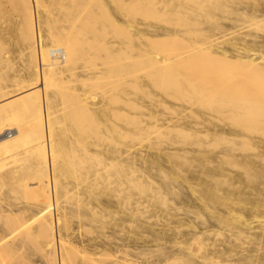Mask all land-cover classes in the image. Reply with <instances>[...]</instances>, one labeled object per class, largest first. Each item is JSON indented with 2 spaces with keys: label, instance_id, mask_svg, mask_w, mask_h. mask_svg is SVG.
Wrapping results in <instances>:
<instances>
[{
  "label": "rangeland",
  "instance_id": "374dc122",
  "mask_svg": "<svg viewBox=\"0 0 264 264\" xmlns=\"http://www.w3.org/2000/svg\"><path fill=\"white\" fill-rule=\"evenodd\" d=\"M27 1L0 0V103L2 108L5 105L3 109L9 101L15 103L14 107L18 108L8 107L9 112L5 109L6 113L0 108V124L9 127L24 126L26 134L23 133L21 140H17L9 154L0 150V160L1 156L6 154L0 164V226L3 228L19 226L14 233L10 234L9 231H5L6 234L3 235L0 233V261L3 264H52L53 262V264H61V260L64 264H212L219 259L223 262L221 264H264V102L257 100L262 97L264 99V96H261L264 95V60L258 62L256 60L254 65L256 69L259 68V72L263 70L260 77V74L256 75L257 72L254 70L250 73V69L245 65H230L222 60H216L208 51L202 53L196 50L200 44L207 42L204 44L207 46L209 41H211L209 45H214L218 38L225 42L229 35L228 43L237 36L235 41L233 40L237 45L245 44V39L250 41L255 35L262 40L264 29L255 25L253 28L250 24L247 26L248 23H245L243 17L252 13V8H258V11L261 7L264 8V0H216L217 3L215 0H189L190 3L188 0H118L119 2L116 0V3L114 0L116 4L111 3L110 0L108 2L107 0H36L37 3H34V0H29L30 3ZM164 2L165 5L168 4L166 5L168 8L163 5ZM23 4L27 5L26 7L33 6L31 16H28L29 18L33 16L31 20L26 19L25 13L27 11L26 14L29 15V7L27 9ZM207 4L210 5L206 6ZM211 4L215 5L212 7ZM191 6L194 9L190 8ZM235 6L240 7L236 9ZM174 7L179 9L180 14ZM232 7L236 11L232 10ZM165 8L167 9L164 10ZM173 10H176L177 15L171 12ZM243 13L244 16L241 15ZM255 13L253 12V16L249 18L264 17V13L257 12L260 14L257 16ZM181 16L186 18L182 20ZM126 20L130 22L129 26ZM112 21L116 22V26ZM29 23L31 26L35 25L36 30H30L33 26L31 27ZM217 23L221 30L222 26L224 30L226 28L225 33L219 31L220 29L217 30ZM124 25L129 28H125ZM68 26H73L75 29ZM241 26H245V29ZM83 29L85 32L82 31ZM74 30H77L79 36ZM166 30L170 33L175 32L173 37L175 39H165ZM30 31L34 32L35 36H32ZM66 33L70 38L75 37L74 39L78 40L76 43L80 41L77 44L79 48L76 58L71 60L72 63L65 65L66 69L64 66L57 70L51 69L56 72L64 68L65 71L62 73L60 71L59 74L57 72L51 74V70L47 71L48 73L44 71L49 79L45 80L47 84L43 85V89L39 86L31 88L34 82H30L34 80L33 56L30 49L33 46V37L40 38L38 43L40 42L44 48L50 46L51 34L65 36ZM245 34L249 36L246 37ZM162 36L164 38H161ZM222 36L224 38H220ZM149 37L154 41L157 39L156 44L149 45L146 41ZM239 37L244 38V41H239ZM259 38L253 40L256 45H262ZM227 41L223 46L230 49L227 47ZM212 42L214 44H211ZM162 56L168 58L169 63L159 69L154 63L158 57L163 58ZM259 62L262 65L261 69L260 65L257 66ZM219 63L223 64L222 68ZM110 64L116 66L112 71L108 70L112 67ZM117 68L121 69L122 74H124L122 71H127V77L125 75L123 77L122 74L120 76V73L116 72ZM110 71L119 75L113 77ZM106 73L107 77L104 75ZM248 74L252 75L249 77ZM126 81L130 82L129 86H125ZM111 82H115L116 86ZM28 85L30 87L27 91ZM35 87L37 91L42 90L41 93L39 91L41 95H38L49 102L44 103L47 116H50L48 132L53 135L49 139H52L50 141L56 148V153L54 152L56 163L53 162L55 168L52 166L50 177L48 171L45 174L48 177L47 183L50 179L48 184L50 192L45 185L39 183L43 179L45 181L46 177L44 173L42 174L39 156L36 150L32 149L39 140L41 132L35 122L37 116L33 113L37 102L33 98L34 108L31 110L34 111L31 114V110L26 113L23 108L21 111V107L19 108L22 105H19L20 98L27 96L26 92H29V95L33 94L30 92L35 91L33 90ZM253 87L259 91H257L258 97H253L255 94ZM126 91L132 94L129 95L131 107L122 109ZM250 92L254 94L250 95ZM22 94L24 95L21 96ZM224 94H227L228 98ZM87 95H91L96 102L91 100L95 106L89 105V110L88 108L86 110L89 112L85 111L84 114L81 112V106L84 105L82 98ZM40 96H38L39 100L42 99ZM111 97L115 98L116 102ZM215 98H219V101ZM80 101L81 103H78ZM13 109L14 113L11 111ZM119 110L128 112L127 118L125 113L122 111L121 114ZM94 112L97 116H94L96 115ZM148 117H152V120L155 118L153 121L156 122L159 119L158 125L159 127L162 125V128L154 125L155 122L153 124L149 122L151 120H148ZM175 119L182 123L185 132L191 129L190 132L185 135L184 131L182 133L181 130V132L176 131L174 127L172 129L170 126L177 122ZM29 122L35 126L30 125ZM149 124L152 125L150 128ZM210 124L213 126H209ZM214 126L218 129L216 133H213ZM229 130H234L236 133L230 134ZM196 132L199 136L195 135ZM201 132H204L203 137L200 135ZM214 134L218 135L217 138ZM234 135L238 138L232 137ZM30 151L35 153L31 155ZM112 152L115 153L111 155ZM165 154H170V158L169 156L166 158ZM199 154L209 155L210 158L200 163L197 159ZM94 157L105 161V164ZM157 158H163L159 164ZM39 175L44 177L40 179ZM169 175L172 177L170 180ZM172 180L173 182H170ZM33 185L36 187L39 185L42 188L41 192L36 188L34 190ZM43 192H45L44 196ZM48 193H51L50 198L55 202L54 209L50 211L52 217L43 211L45 195ZM42 212L45 213L41 215ZM233 212H237L234 216L238 215L239 218H236L237 222L232 226ZM12 213L18 214V217L14 216V219L13 217L11 219ZM37 216L39 218H36ZM7 219L11 222L14 220L13 224ZM42 220L53 222L54 238L52 239L56 242L53 240L50 243L51 237L47 239L50 235L46 236L47 231L39 227L38 221ZM232 222L234 223L233 220ZM240 224L242 225L238 226ZM235 225L239 228L236 229ZM60 241H63L64 246ZM48 243H53L55 249L54 246L49 247ZM16 244L19 245L17 249L14 247ZM231 246L234 251L230 250ZM70 247H73V250ZM212 249L218 250L215 254L217 256L211 252ZM220 250L223 252L222 257L219 255Z\"/></svg>",
  "mask_w": 264,
  "mask_h": 264
},
{
  "label": "bare ground",
  "instance_id": "6f19581e",
  "mask_svg": "<svg viewBox=\"0 0 264 264\" xmlns=\"http://www.w3.org/2000/svg\"><path fill=\"white\" fill-rule=\"evenodd\" d=\"M31 1V0H30ZM30 1L28 0L27 2H29L30 3ZM103 1V0H102ZM102 1H100V2H102ZM109 0H107L106 2H108ZM113 1V2H112ZM110 0V2L111 3H115V1L114 0ZM118 1V0H117ZM117 1H116V3H117ZM129 1V0H128ZM135 1V0H134ZM136 1H138V0H136ZM146 1V0H145ZM149 1V0H148ZM152 1H154V0H152ZM156 1V0H155ZM172 1V0H171ZM170 1V2H171ZM182 1V0H181ZM187 1V0H186ZM207 1V0H206ZM216 1V0H215ZM221 1V0H220ZM220 1H218V2H220ZM26 2V3H27ZM36 2V0H34V3ZM38 2V1H37ZM36 2V3H37ZM109 2V3H110ZM119 2V1H118ZM120 2H122V1H120ZM162 2V1H161ZM180 2V1H179ZM183 2H185V1H183ZM182 2V3H183ZM199 2V1H198ZM198 2H197V4H198ZM23 3H25L24 1H23ZM28 3V4H29ZM102 3H104V2H102ZM115 3V4H116ZM125 3V2H124ZM156 3V2H155ZM157 3H159V1H157ZM177 3V2H176ZM186 3V2H185ZM188 3H190L189 2V0H188ZM192 3V2H191ZM202 3V2H201ZM200 3V4H201ZM204 3H205V1H204ZM203 3V4H204ZM208 3H209V1H208ZM216 3H217V1H216ZM168 4H169V1H168ZM167 3H166V5H168ZM171 4V3H170ZM23 5H25V4H23ZM31 5H33V3L31 4ZM30 5V6H31ZM101 5V4H100ZM153 5V4H152ZM165 7H167L166 5H165V2H164V4H163ZM178 5V4H177ZM177 5H175V6H177ZM186 5V4H185ZM188 5V4H187ZM190 5V4H189ZM195 5V4H194ZM199 5V4H198ZM210 5V4H209ZM208 4L206 5V6H209ZM212 5V7L215 5V4H211ZM235 5V4H234ZM27 5H25V7H26ZM107 6H108V4H107ZM162 6V5H161ZM161 6H159V7H161ZM179 6H182V5H179ZM178 6V7H179ZM199 6H202V5H199ZM217 6V5H216ZM28 7H29V5H28ZM28 7H26L27 9H28ZM33 7V6H32ZM32 7H29V9H28V11H29V15L28 14H26L27 13V9L25 10L26 11V13H25V15L27 16V18L26 19H29V20H31L32 18H33V16H32V18L30 17H28V16H31L30 14H31V11H32ZM106 7V6H105ZM170 7V6H169ZM183 7V6H182ZM186 7V6H185ZM211 7V6H210ZM240 7V6H239ZM239 7H234V8H236V9H239ZM254 7H255V5H254ZM261 7V6H260ZM161 8H163V6L161 7ZM168 8V7H167ZM167 8H165L164 10H166ZM190 8H192V6L190 7ZM198 8V7H197ZM233 7H232V10H235ZM36 9V8H35ZM151 9V8H150ZM172 9V8H171ZM174 9H176V7H174ZM179 9H181V7H179ZM179 9H176L177 11L179 10ZM188 9V8H187ZM192 9H194V8H192ZM199 9V8H198ZM215 10L217 9V8H214ZM148 10V9H147ZM146 10V11H147ZM152 10V9H151ZM176 10H173V11H171V12H173V13H176L175 11ZM183 10H184V8H183ZM186 10V9H185ZM184 10V11H185ZM191 10V9H190ZM197 10V9H196ZM212 10V9H211ZM232 10H230L229 9V11H232ZM181 11V10H180ZM187 11V10H186ZM199 11V10H198ZM197 11V12H198ZM228 11V10H227ZM228 11V12H229ZM236 11V10H235ZM255 11H256V13H255ZM263 11V12H262ZM34 12V11H33ZM37 11H35V13H36ZM160 12V11H159ZM167 12V11H166ZM206 12V11H205ZM248 12H250V11H247V13ZM255 13V15L257 16V14H259L260 12L261 13H264V8L263 7H261V9H260V11H258V8H252V13ZM257 12H259V13H257ZM34 13V14H35ZM74 13V12H73ZM172 13V14H173ZM178 13H179V11H178ZM181 13H183L182 11H181ZM185 13V12H184ZM188 13V12H187ZM186 13V14H187ZM193 13H194V11H193ZM238 13V12H237ZM252 13H250V14H248L247 16L245 15V18L243 17L244 16V13L243 14H241V15H243L242 17H243V20L244 21H246L245 23H248L247 24V26L250 24V26L252 25V27H253V25H255V26H260V27H262V30L264 29V17L263 16H261V17H259V18H256V17H254V18H252V19H250L249 17H251V15L253 16V14ZM260 13V14H261ZM158 14V13H157ZM180 14V13H179ZM178 14V15H179ZM189 14H190V11H189ZM259 14V15H260ZM33 15V14H32ZM105 15H107V14H105ZM156 15V14H155ZM165 15H166V13H165ZM176 15H177V13H176ZM182 15V14H181ZM185 15V14H184ZM231 15V14H230ZM241 15L239 14L238 16L240 17V20H241ZM250 15V16H249ZM264 15V14H263ZM37 16V15H36ZM79 16V15H78ZM154 16V15H153ZM162 16V15H161ZM169 16V15H168ZM180 16V15H179ZM237 16V17H238ZM104 17V16H103ZM215 17V16H214ZM71 18V17H70ZM181 18H182V20H183V18H186L185 16L184 17H182L181 16ZM230 18H231V16H230ZM25 19V20H26ZM38 19V18H37ZM76 19H78V18H76ZM82 19V18H81ZM167 19V18H166ZM165 19V20H166ZM170 19V18H169ZM178 19V18H177ZM180 19V18H179ZM72 20V19H71ZM70 20V21H71ZM111 20H113V19H111ZM128 20V19H127ZM126 20V22H128ZM150 20V19H149ZM212 20V19H211ZM178 21V20H177ZM189 21V20H188ZM217 21H219V20H217ZM27 22V21H26ZM29 22V21H28ZM32 23H33V21H31ZM30 22V23H31ZM36 22V21H35ZM181 22H183V21H181ZM242 22V21H241ZM30 23H29V25H30ZM31 23V24H32ZM37 23V22H36ZM112 23H113V21H112ZM116 22H114L113 24H114V26H116V24H115ZM130 22H128V25L127 26H129L130 24H129ZM177 23V22H176ZM188 23H190V21L188 22ZM194 23V22H193ZM93 24V23H92ZM28 25V26H29ZM37 25V24H36ZM73 25H75V24H73ZM78 25V24H77ZM76 25V26H77ZM118 25V24H117ZM138 25V24H137ZM183 25V24H182ZM195 25V24H194ZM219 23H217V30H219L220 28H219ZM31 26V25H30ZM33 26V25H32ZM31 26V27H32ZM75 26V27H76ZM125 26V25H124ZM127 26H125V28H129V27H127ZM134 26V25H133ZM197 26V25H196ZM203 26V25H202ZM234 26H236L235 24H234ZM254 26V27H255ZM27 27V26H26ZM35 27V25L33 26V28L32 29H30V30H32V31H34V28ZM37 27V26H36ZM69 27V26H68ZM71 27V26H70ZM69 27V28H70ZM73 27V26H72ZM71 27V28H72ZM123 27V26H122ZM150 27V26H149ZM178 27H180V26H178ZM191 27L193 28V26L191 25ZM199 27V26H198ZM221 27V26H220ZM241 27H243V26H241ZM245 27V26H244ZM243 27V28H244ZM252 27L250 28V29H252ZM253 27V28H254ZM77 28V27H76ZM82 28V27H81ZM90 28V27H89ZM188 28H189V25H188ZM222 28V30L220 29L219 31H224V33H225V30H226V28H225V30H224V26H222L221 27ZM38 29V28H37ZM73 29H75L74 27H73ZM78 29V28H77ZM245 29V28H244ZM36 30V29H35ZM65 30V29H64ZM71 30V29H70ZM153 30V29H152ZM32 31H30L31 32V34H32V36H35L33 33L34 32H32ZM77 32V30H74V32ZM79 31V30H78ZM82 31H84V29L82 30ZM81 31V32H82ZM92 31V30H91ZM167 31V30H166ZM233 31H235V29L233 30ZM260 31V30H259ZM29 32V31H28ZM61 32V31H60ZM73 32V31H72ZM85 32V31H84ZM94 32V31H93ZM136 32V31H135ZM154 32V31H153ZM157 32V31H156ZM173 32V31H172ZM187 32V31H186ZM203 32V31H202ZM202 32H200V33H202ZM206 32V31H205ZM37 33V32H36ZM129 33V32H128ZM139 33V32H138ZM166 34H165V39H171V38H173L174 36H175V34L174 33H170L169 31H167V32H165ZM187 33H189V32H187ZM208 33V32H207ZM220 33V32H219ZM229 34H230V32H228ZM37 34H39V33H37ZM36 34V35H37ZM48 34V33H47ZM65 34V33H64ZM64 34H62L61 36H60V34L58 35V34H56L55 36L54 35H52L51 34V37H49V39L51 40V43H50V41H49V44H50V46L48 47H46V46H44L43 45V43H41L43 46H44V48L40 45V42L38 43V41L40 40V38H37L36 39V37L34 38L33 37V39L34 40H32L33 42V46H32V48H30L31 49V51H32V53L30 52V50H29V52L32 54V56H33V67H32V69H33V75L32 76H34V80H32V81H30L31 83L33 82V84L31 85V83H30V85H31V88L33 87V86H39L41 89H43V85L44 84H47V82H45V80H47V79H49V77L47 78V76L48 75H46L48 72L47 71H50L52 68H55L56 70H57V68H61V67H63L64 66V68L66 69L67 67H65V65L67 64H69L70 62H71V60L73 59V58H76V55L78 54L77 53V48H79V47H77V44L80 42H77L76 43V41H78L77 39L75 40L74 38L75 37H69V36H67V33H66V35L64 36ZM76 34V33H75ZM83 33H80V35H82ZM85 34V33H84ZM155 34V33H154ZM158 35L160 34V33H157ZM190 34H191V32H190ZM58 35V36H57ZM77 35L79 36V34H78V32H77ZM141 35V34H140ZM177 35H179V34H177ZM200 35V34H199ZM203 35V34H202ZM224 35V34H223ZM232 35V34H231ZM74 36H76V35H74ZM78 36H76V37H78ZM143 35H141L140 37H142ZM187 36V35H186ZM193 36V35H192ZM192 36H190V37H192ZM226 36V35H225ZM230 36V35H229ZM228 36V37H229ZM245 36L246 37H248L249 36V34H245ZM250 36H253V35H250ZM256 36V35H255ZM255 36H254V38H253V40L255 39ZM139 37V36H138ZM148 37V36H147ZM228 37H226V41H227V38ZM30 38H31V36H30ZM85 38V37H84ZM131 38V37H130ZM143 38V37H142ZM161 38H164L163 36L161 37ZM179 38V37H178ZM220 38H224L223 36L222 37H220ZM237 38V36L236 37H234V39H232V41H230L229 43H228V41H227V43L228 44H230L231 42V44H230V46H228V44H227V47H229L230 49H228V48H225L223 45L224 44H226L225 42H223V39H216L217 40V42H216V40H212L213 42H216L215 44L212 42L211 44H214V45H216V46H214V45H209V42H211V41H209L208 42V45L207 46H205L204 44H206V43H204L203 45L202 44H200V46L199 47H197L196 48V50H198L199 52L201 51H208L212 56H214L215 57V59L216 60H218V61H223V62H225V63H228V64H242V65H245V66H247V68L248 69H250V73L254 70V71H256L255 73H256V75L258 74H260L261 73V71H263L262 69H261V62H259L258 64H257V66L258 65H260V69H261V71L259 72V68H255L256 66H254L256 63V60H257V62H258V60L260 61V60H264V38H262V40H261V38H259V40H260V43H262V45H256L255 44V41H253L252 40V38H251V40L250 41H246V39H245V44H241V45H237L236 43H234V41H235V39ZM240 39H239V41H244L243 39L244 38H242V37H239ZM250 38V37H249ZM257 38V36H256V39H258ZM39 39V40H38ZM160 39V38H159ZM165 39H163L164 41H166ZM173 39H175V38H173ZM180 40H181V38H179ZM197 39V38H196ZM207 39V38H206ZM255 39V40H256ZM36 40V45H34V41ZM178 40V39H177ZM208 40V39H207ZM222 40V41H221ZM234 40V41H233ZM82 41V40H81ZM94 41V40H93ZM145 41V40H144ZM146 41H147V43L150 45V44H152V45H154V44H156L155 42L157 41V39H156V41H154V40H152V38H147L146 39ZM159 41H161V40H159ZM158 41V42H159ZM163 41V42H164ZM192 41V40H191ZM262 41V42H261ZM157 42V43H158ZM167 42V41H166ZM180 42V41H179ZM194 42V41H193ZM192 42V43H193ZM91 43V42H90ZM181 43V42H180ZM179 43V44H180ZM188 43V42H187ZM97 44V43H96ZM168 44V43H167ZM178 44V43H177ZM178 44V45H179ZM89 45H91V44H89ZM99 45V44H98ZM148 45V46H149ZM194 45V44H193ZM192 45V46H193ZM105 46V45H104ZM107 46H109V45H107ZM166 46V45H165ZM183 46V45H182ZM187 46H189V45H187ZM197 46V45H196ZM89 47V46H88ZM178 47V46H177ZM108 48V47H107ZM99 49V48H98ZM125 49V48H124ZM182 49V48H181ZM184 49V48H183ZM190 49V48H189ZM109 50V49H108ZM147 50V49H146ZM154 50V49H153ZM186 50H187V47H186ZM140 51V50H139ZM160 51V50H159ZM164 51H165V48H164ZM169 51V50H168ZM189 51H191V50H189ZM82 52V51H81ZM106 52H107V49H106ZM114 52V51H113ZM130 52V51H129ZM138 52V51H137ZM179 52V51H178ZM126 53V52H125ZM203 53V52H202ZM30 54V55H31ZM175 54V53H174ZM186 54V53H185ZM206 54H207V52H206ZM110 55V54H109ZM178 55V54H177ZM187 55V54H186ZM207 55H209V54H207ZM29 56V55H28ZM79 56V55H78ZM77 56V57H78ZM128 56V55H127ZM126 56V57H127ZM155 56H157V55H155ZM167 56V55H166ZM178 56H180V55H178ZM31 57V56H30ZM111 58H112V56H110ZM163 58H157L158 60L154 63V65H156L159 69H161V68H163L165 65H167V63H169V62H167V59H165L164 58V56H162ZM169 57V56H168ZM210 57V56H209ZM213 57V58H214ZM32 58V57H31ZM182 58V57H181ZM180 58V59H181ZM221 58V59H220ZM137 59V58H136ZM143 59V58H142ZM179 59V58H178ZM184 59V58H183ZM183 59H181V60H183ZM186 59V58H185ZM207 59V58H206ZM209 59H211V58H209ZM29 60V59H28ZM126 60H127V58H126ZM130 60V59H129ZM195 60V59H194ZM31 61V60H30ZM208 61V60H207ZM210 61V60H209ZM213 61V60H212ZM137 62H138V60H137ZM190 62V61H189ZM214 62V61H213ZM30 63H32V62H30ZM72 63V62H71ZM187 63V62H186ZM209 63V62H208ZM116 64V63H115ZM121 64H122V62H121ZM217 64V63H216ZM263 64V63H262ZM31 66H32V64H30ZM72 65V64H71ZM110 65H112V64H110ZM174 65V64H173ZM186 65V64H185ZM188 65V64H187ZM219 65H220V63H219ZM223 65V64H222ZM222 65H220V67L222 66ZM118 66V65H117ZM119 66H121V65H119ZM118 66V67H119ZM184 66V65H183ZM203 66V65H202ZM205 66V65H204ZM209 66V65H208ZM244 66V67H245ZM99 67V66H98ZM114 67H116V66H114ZM113 67V65H112V67H110V69H108V70H111L112 71V68H114ZM122 67V66H121ZM139 67V66H138ZM147 67V66H146ZM188 67V66H187ZM216 67V66H215ZM239 67V66H238ZM242 67V66H241ZM63 68V69H64ZM101 68V67H100ZM157 68V69H158ZM222 68V67H221ZM246 68V69H247ZM32 69H30V70H32ZM46 69H49V70H46ZM55 69H53V70H55ZM61 70L60 69V71H61V73H62V71L64 72L65 70ZM115 69V68H114ZM181 69H183V68H181ZM185 69V68H184ZM187 69V68H186ZM203 69H204V67H203ZM213 69H215V68H213ZM226 69V68H225ZM241 69V68H240ZM252 69V70H251ZM256 69V70H255ZM55 70V71H56ZM69 70H70V68H69ZM125 70V69H124ZM190 70V69H189ZM191 70H193V69H191ZM196 70V69H195ZM221 70V69H220ZM224 70V69H223ZM232 70V69H231ZM44 71H46V72H44ZM60 71H56L57 72V74H59L58 72H60ZM93 71V70H92ZM111 71H110V73H111ZM114 71V70H113ZM132 71V70H131ZM146 71V70H145ZM194 71V70H193ZM198 71V70H197ZM205 71V70H204ZM211 71V70H210ZM215 71V70H214ZM217 71V70H216ZM233 71H235V69L233 70ZM56 72H54V71H52L51 70V74H55ZM98 72V71H97ZM117 73H120V76H121V69L119 68V70H118V68H117V71H116ZM124 74H122V76L123 75H125L126 76V74L128 75V73H126V72H124V71H122ZM180 72V71H179ZM246 72V71H245ZM44 73H46V74H44ZM96 73V72H95ZM94 73V74H95ZM99 73V72H98ZM160 73V72H159ZM184 73V72H183ZM189 73V72H188ZM227 73V72H226ZM233 73H235V72H233ZM253 73V72H252ZM49 74H50V72H49ZM50 74V75H51ZM84 74V73H83ZM82 74V75H83ZM93 74V75H94ZM113 74V75H112ZM186 74V73H185ZM208 74V73H207ZM220 74H221V72H220ZM240 74V73H239ZM264 74V73H263ZM46 75V76H45ZM70 75V74H69ZM85 75V74H84ZM82 76V78H84L85 76H87V74L85 75V76ZM105 76L107 75V73L106 74H104ZM111 75L114 77V76H118L117 74L115 75L114 73H111ZM111 75H109V76H111ZM132 75V74H131ZM196 75H198V74H196ZM200 75V74H199ZM206 75V74H205ZM214 75H215V72H214ZM219 75V74H218ZM226 75V74H225ZM234 75V74H233ZM246 75V74H245ZM249 75V74H248ZM252 75V74H251ZM251 75H249V77L251 76ZM256 75H254V78H256L255 76ZM108 76V77H109ZM119 76V77H120ZM125 76H123V77H125ZM187 76H188V74H187ZM224 76V75H223ZM232 76V75H231ZM243 76V75H242ZM262 75L260 74V77H261ZM107 77V76H106ZM112 77V78H113ZM127 77V76H126ZM189 77V76H188ZM248 77V76H247ZM264 77V76H263ZM33 78V77H32ZM52 78H53V76H52ZM96 78H98V77H96ZM197 78V77H196ZM202 78V77H201ZM201 78H198V79H201ZM50 79H51V76H50ZM88 79V78H87ZM121 79V78H120ZM192 79H194L193 78V76H192ZM209 79V78H208ZM262 79V78H261ZM113 80V79H112ZM111 80V81H112ZM115 80V79H114ZM117 80V79H116ZM125 80V79H124ZM205 80V79H204ZM212 80V79H211ZM258 80V79H257ZM85 81V80H84ZM195 81H197V80H195ZM216 81V80H215ZM88 82V81H87ZM93 82H94V80H93ZM108 82V81H107ZM123 82V81H122ZM183 82V81H182ZM200 82V81H199ZM205 82V81H204ZM221 82H223V81H221ZM227 82V81H226ZM230 82H231V80H230ZM260 82V81H259ZM52 83V82H51ZM78 83V82H77ZM112 83V85H115L114 83L115 82H111ZM127 83V85H125V86H129L130 85V82L128 83V81H126L125 82V84ZM181 83V82H180ZM207 83H208V81H207ZM212 83V82H211ZM215 83V82H214ZM225 83V82H224ZM244 83V82H243ZM253 83V82H252ZM50 84V83H49ZM84 84V83H83ZM119 84V83H118ZM199 84V83H198ZM217 84V83H216ZM223 84V83H222ZM222 84H220V85H222ZM227 84V83H226ZM238 84H240V83H238ZM256 84V83H255ZM85 85V84H84ZM202 85V84H201ZM200 85V86H201ZM209 85H210V80H209ZM213 85V84H212ZM218 85H219V83H218ZM224 85V84H223ZM222 85V86H223ZM243 85H245L246 86V84H243ZM264 85V84H263ZM108 86H110V85H108ZM116 86V85H115ZM168 86V85H167ZM214 86V85H213ZM227 87L229 86V85H226ZM231 86H232V84H231ZM235 86V85H234ZM233 86V87H234ZM241 86H242V84H241ZM260 86V85H259ZM28 87H30L29 85L28 86H26V88H27V91H28ZM47 87V86H46ZM118 87V86H117ZM117 87L115 88L116 90H117ZM203 87H204V85H203ZM207 87H209V86H207ZM212 87V86H211ZM224 87V86H223ZM22 88H24V87H22ZM129 88V87H128ZM172 88H173V86H172ZM210 88V87H209ZM218 88V87H217ZM230 88V87H229ZM228 88V89H229ZM254 88V87H253ZM259 88V87H258ZM124 89H126V88H124ZM187 89V88H186ZM201 89V88H200ZM210 89H212V88H210ZM248 89V88H247ZM255 89V88H254ZM24 90V89H23ZM33 90H35V91H32V92H30V94L31 93H33V94H31V95H29V92H26L27 93V96H24L23 98H20L21 100L19 101V105H21V106H19V108H20V111L21 110H25V112L27 113V111H29L30 112V110L31 109H33L34 108V106H32V105H34V104H32V102L35 100L36 102H37V107L34 109V110H31V112H30V114L33 112L34 114H36V116H37V118H36V116H35V118L37 119V121H35L37 124L36 125H38L39 126V128L41 129V132H40V138H39V140L38 141H36V144L34 145V148H32L33 146H31V145H29V146H31V148L32 149H34L33 151H35L36 150V152H37V156H39V164H40V166H41V169L43 170V172H42V174L44 173V175L47 173V171H48V175L49 174H51V168H52V166H53V162H55L56 163V161H54V159H56L55 158V153H56V148L53 146V143H51V141L50 140H52V139H49L50 138V136H53L51 133V135L49 134V132H48V118L50 117H48L47 115H48V113H46L47 111V109L45 108V104L44 103H46L48 100H44L43 99V97H41L40 95V93H41V91L42 90H39L40 91V93H39V91H37L36 90V87H35V89L33 88ZM45 90V89H44ZM112 90H113V87H112ZM115 90V91H116ZM237 90H239V89H237ZM250 90H252L251 89V87H250ZM24 91H26V90H24ZM38 93H37V92ZM196 91V90H195ZM203 91H205V90H203ZM207 91V90H206ZM228 91H231V90H228ZM240 91V90H239ZM238 91V92H239ZM242 91V90H241ZM253 91V90H252ZM258 91V90H257ZM256 91V89H255V94H254V92L253 93H251L250 95H252V94H254L253 95V97L254 96H257L258 97V92ZM14 92V91H13ZM112 92V91H111ZM191 92V91H190ZM215 92V91H214ZM222 92L223 91H221V94H222ZM249 92V91H248ZM263 92V91H262ZM69 93V92H68ZM80 93V92H79ZM130 92L129 91H126V93H125V104H123V108L122 109H124L125 107L127 108V106H129V107H131L130 106V101H131V99H130V97H129V94ZM205 93V92H204ZM227 94H229L228 92H226ZM242 93V92H241ZM247 93V92H246ZM6 94V93H5ZM9 94V93H8ZM10 94H12V93H10ZM25 94V93H24ZM24 94H22L21 96H23ZM38 94H40V95H38ZM66 94V93H65ZM71 94V93H70ZM72 94H74V93H72ZM112 94V93H111ZM114 94V93H113ZM191 94V93H190ZM216 94V93H215ZM218 94H219V91H218ZM226 94V95H227ZM239 94V93H238ZM248 94V93H247ZM14 96H15V94H13ZM12 95V96H13ZM26 95V94H25ZM68 95V94H67ZM76 95V94H75ZM114 95H116V94H114ZM113 95V96H114ZM132 95V94H131ZM130 95V96H131ZM203 95V94H202ZM225 94H224V96L225 97H227ZM231 95V94H230ZM241 95V94H240ZM6 96H7V94H6ZM38 96H40L41 98V100H39V97ZM123 96V97H124ZM200 96V95H199ZM206 96V95H205ZM211 96V95H210ZM216 96V95H215ZM220 96V95H219ZM233 96V95H232ZM231 96V97H232ZM261 96H264V95H262L261 94ZM44 97H46V95L44 96ZM65 97V96H64ZM68 97V96H67ZM80 97V96H79ZM115 97V96H114ZM256 97V98H257ZM3 98V97H2ZM7 98V97H6ZM32 98V99H31ZM33 98H34V100H33ZM112 98V97H111ZM116 98H118V97H116ZM174 98V97H173ZM202 98V97H201ZM220 98V97H219ZM218 98V99H219ZM228 98V97H227ZM233 98H235V95H234V97ZM233 98H231V99H233ZM247 98V100H249L248 99V97H246ZM251 98V97H250ZM255 98V99H256ZM46 99V98H45ZM68 99V98H67ZM72 99H73V97H72ZM90 99V100H89ZM113 99V98H112ZM115 99V98H114ZM113 99V100H114ZM205 99H208V98H205ZM215 99H217V98H215ZM217 99V101H219ZM223 99H225V98H223ZM245 99V98H244ZM260 99H262V100H260ZM260 99H257L259 102H264L263 100V97L262 98H260ZM1 100V99H0ZM79 100H81V99H79ZM90 102H89V101ZM91 100H94L95 101V99L93 98V97H91V95L90 96H88L87 95V97L86 96H84V98H82V104H84V105H82L81 107H82V110H81V112L82 113H84L85 114V111L87 110V108H88V106L89 105H94L95 103H93ZM229 100V99H228ZM251 100V99H250ZM257 100H255V102H256V106H258V104H257ZM15 100H13V102H14ZM18 101V98L16 99V102ZM45 101V102H44ZM50 101V100H49ZM115 101V100H114ZM214 101V100H213ZM220 101H222V100H220ZM233 101V100H232ZM8 102V101H7ZM96 102V101H95ZM116 102V101H115ZM241 102H243V101H241ZM254 102V103H255ZM261 102V103H262ZM34 103V102H33ZM47 103H49V102H47ZM46 103V104H47ZM78 103H81V101L80 102H78ZM111 103H113V102H111ZM209 103V102H208ZM230 103V102H229ZM235 103H236V101H235ZM260 103V104H261ZM14 104L15 103H12L11 101H9V103L8 104H6V108L5 109H7L8 107H12V108H14V109H18V108H15L14 107ZM244 104V103H243ZM2 103H0V108L2 109V111H4V113H6L7 112V110H8V112H9V109H7L6 111H5V109H3L4 108V106H3V108H2ZM91 105V106H92ZM103 105H105V104H103ZM107 105V104H106ZM117 105V104H116ZM164 105V104H163ZM206 105V104H205ZM254 105V104H253ZM18 106V103L16 104V107ZM23 106V107H22ZM95 106V105H94ZM222 106V105H221ZM80 107V108H81ZM163 107V106H162ZM214 107V106H213ZM23 108V109H22ZM78 108V107H77ZM89 108H90V106H89ZM89 108H88V110H89ZM111 108V107H110ZM113 108V107H112ZM223 108V107H222ZM234 108V107H233ZM249 108H251V107H249ZM254 108V107H253ZM11 110L13 113H14V111L15 110ZM27 109V110H26ZM48 109H49V107H48ZM98 109V108H97ZM224 109V108H223ZM247 109V108H246ZM76 110V109H75ZM94 110V109H93ZM96 110V109H95ZM128 110H129V108H128ZM127 109H126V111H128ZM230 110V109H229ZM1 111V110H0ZM18 111V110H17ZM74 111V110H73ZM114 111V110H113ZM112 111V112H113ZM124 112V110H119V112H121V114H123V112ZM124 112L125 114L124 115H126V118H127V114H129L128 112ZM251 111V110H250ZM256 111V110H255ZM12 112H10L11 114H12ZM51 112V111H50ZM49 112V113H50ZM77 112V111H76ZM80 112V113H81ZM89 112V111H88ZM87 111H86V113H88ZM118 111H116V113H117ZM215 112V111H214ZM218 112V111H217ZM23 113V112H22ZM95 113V112H94ZM0 114H1V112H0ZM53 114V113H52ZM91 114H92V112H91ZM96 114V113H95ZM117 114H120V113H117ZM260 114V113H259ZM5 115V114H4ZM8 115V114H7ZM10 115V114H9ZM33 115V114H32ZM55 115V114H54ZM77 115V114H76ZM116 115V114H115ZM232 115H233V113H232ZM6 116V115H5ZM11 116V115H10ZM94 116H97V114L96 115H94ZM129 116V115H128ZM77 117H78V115H77ZM76 117V118H77ZM82 117H83V114H82ZM81 117V118H82ZM84 117H85V115H84ZM90 117V116H89ZM130 117V116H129ZM128 117V118H129ZM264 117V116H263ZM1 118V117H0ZM88 118V117H87ZM86 118V119H87ZM152 117H148L147 119L149 120H151V121H149V122H152V124H153V122H155V123H157V124H155L154 123V125H158V123L160 122L159 121V119H157L158 121L156 122V121H153V120H155V118L152 120L151 119ZM94 119V118H93ZM263 119V118H262ZM35 120V119H34ZM135 121L137 120V119H134ZM177 122L173 125V126H170L172 129H173V127L174 128H176L175 130L176 131H179V132H181L182 131V133H183V131H184V134L186 135L187 134V132H190L189 130H191V129H189L187 132H185V130L184 129H182L183 128V126H182V123L179 121V120H177V119H175ZM184 120V119H183ZM258 120V119H257ZM50 121V120H49ZM54 121V120H53ZM185 121V120H184ZM247 121V120H246ZM33 123H34V121H32ZM31 122V124L32 125H34L33 123ZM88 122V121H87ZM148 122V123H149ZM169 122V121H168ZM85 123H86V120H85ZM127 123V122H126ZM137 123V122H136ZM140 123V122H139ZM145 123V122H144ZM147 123V122H146ZM166 123V122H165ZM173 123V122H172ZM198 123V122H197ZM211 123V122H210ZM29 124H30V122H29ZM30 124V125H31ZM51 124V123H50ZM167 124V123H166ZM204 124H205V122H204ZM209 124V123H208ZM214 124V123H213ZM213 124H210L209 126H213ZM88 125V124H87ZM96 125V124H95ZM139 125V124H138ZM140 125H142V124H140ZM150 125L151 124H149L148 126H149V128H150ZM153 125V126H154ZM184 125V124H183ZM195 125V124H194ZM193 125V126H194ZM202 125V124H201ZM206 125V124H205ZM204 125V126H205ZM28 126V125H27ZM26 126V127H27ZM35 126V125H34ZM84 126V125H83ZM94 126V125H93ZM99 126V125H98ZM97 126V127H98ZM152 126V125H151ZM162 126V125H161ZM160 126V127H161ZM166 126V125H165ZM168 126V125H167ZM188 126H189V124H188ZM199 126V125H198ZM198 126H197V129H198ZM32 127V126H31ZM30 127V128H31ZM142 127V126H141ZM155 127V126H154ZM153 127V128H154ZM158 127H159V125H158ZM158 127L156 126V128L158 129ZM159 127V128H160ZM190 127H192L191 125H190ZM208 127V126H207ZM217 127V126H216ZM35 128V127H34ZM37 128V127H36ZM52 128V127H51ZM146 128H147V126H146ZM152 128V127H151ZM162 128V127H161ZM164 128V127H163ZM200 128V127H199ZM226 128V127H225ZM29 129V128H28ZM32 129V128H31ZM38 129V128H37ZM100 129V128H99ZM185 129H186V125H185ZM203 129V128H202ZM206 129V128H205ZM119 130V129H118ZM117 130V131H118ZM144 130V129H143ZM181 130V131H180ZM187 130V129H186ZM213 130H214V132L213 133H216V131L218 132V129H216L215 128V126L213 127ZM223 130H225V129H223ZM223 130H221V131H223ZM24 131H25V127L23 126H17V127H9V126H7V125H1L0 124V150H3L4 151V153H7V154H9L10 152V150L12 149V146H14V144L17 142V140L18 139H20L21 140V136L23 135V133H24ZM29 131V130H28ZM127 131V130H126ZM193 131V130H192ZM191 131V132H192ZM203 131V130H202ZM209 132H210V130H208ZM38 132V131H37ZM124 132H125V129H124ZM172 132V131H171ZM178 132V134H180ZM194 132V131H193ZM199 132V131H198ZM198 132H196V134L195 135H198L199 133ZM29 133H32V132H29ZM34 133V132H33ZM99 133V132H98ZM205 133H208L207 131H205ZM229 133L230 134H234V133H236L234 130H229ZM25 134V133H24ZM39 134V133H38ZM37 134V135H38ZM126 134H127V132H126ZM125 134V135H126ZM204 134V132H201V134L200 135H202V137L204 136L203 135ZM218 134H220V133H218ZM26 135V134H25ZM84 135V134H83ZM111 135V134H110ZM188 135H190V134H188ZM205 135H207V134H205ZM215 135V134H214ZM34 136V135H33ZM32 136V137H33ZM199 136V135H198ZM216 137L215 138H217V136L218 135H215ZM239 136H241V135H239ZM23 137V136H22ZM232 137H235V138H238V136H232ZM34 138H36L35 136H34ZM207 138V137H206ZM209 138V137H208ZM92 139V138H91ZM245 139V138H244ZM214 140V139H213ZM220 140H222V138L220 139ZM88 141V140H87ZM228 141V140H227ZM21 142V141H20ZM52 142H54V141H52ZM233 142V141H232ZM34 143H35V141H34ZM223 143V142H222ZM228 143H229V141H228ZM109 144V143H108ZM201 144V143H200ZM225 144H227V143H225ZM231 144V143H230ZM233 144V143H232ZM229 144H227V146H228ZM234 145V144H233ZM95 147V146H94ZM207 147V146H206ZM15 148H16V146H15ZM55 148V149H54ZM82 148V147H81ZM96 148H98L97 146H96ZM106 148V147H105ZM29 149H30V147H29ZM202 149V148H201ZM2 151V152H3ZM26 151V150H25ZM32 151V152H33ZM96 151V150H95ZM31 152V151H30ZM31 152V155L32 154H34V153H32ZM55 152V153H54ZM87 152V151H86ZM85 152V153H86ZM100 152V151H99ZM118 152V151H117ZM25 153V152H24ZM29 153V152H28ZM115 153V152H114ZM113 152L111 153V155L112 154H114ZM185 153H186V151H185ZM184 153V154H185ZM14 154H16V153H14ZM171 154H173V153H171ZM176 154V153H175ZM183 154V155H184ZM18 155V154H17ZM24 155V154H23ZM30 155V154H29ZM88 155H90V154H88ZM96 155V154H95ZM104 155V154H103ZM121 155V154H120ZM127 156H128V154H126ZM125 155V156H126ZM166 155V154H165ZM179 155V154H178ZM191 155V154H190ZM200 155V154H199ZM5 156H6V154H4L3 156H1L2 158H1V160H4L5 159ZM7 156H9V155H7ZM11 156V155H10ZM16 156V155H15ZM34 156V155H33ZM93 156V155H92ZM162 156V155H161ZM164 156V155H163ZM167 157L166 158H168V156H169V158H170V154L169 155H166ZM185 156V155H184ZM187 156V155H186ZM192 156V155H191ZM100 158H101V156H99ZM106 157V156H105ZM115 157H116V154H115ZM180 157H181V155H180ZM192 157H195V156H192ZM221 157V156H220ZM4 158V159H3ZM8 158H11V157H8ZM16 158V157H15ZM88 158H89V156H88ZM95 158V157H94ZM109 158V157H108ZM114 158V157H113ZM127 158V157H126ZM210 157H209V155H200V156H198L197 157V159H199V161H200V163H201V161H205V160H207V159H209ZM223 158V157H222ZM34 159V158H33ZM32 159V160H33ZM79 159V158H78ZM95 159H99V158H95ZM120 159V158H119ZM118 159V160H119ZM158 159V158H157ZM163 159V158H162ZM162 159H158V161H157V164H159L161 161H162ZM179 159V158H178ZM177 159V160H178ZM224 159H226V157L224 158ZM0 160V164H2V162L3 161H1ZM8 160V159H7ZM6 160V161H7ZM12 160V159H11ZM80 160V159H79ZM100 160V159H99ZM105 160H106V158H105ZM110 160V159H109ZM114 161H115V158L113 159ZM117 160V159H116ZM133 160V159H132ZM35 161V160H34ZM100 161H102V160H100ZM112 161V160H111ZM127 161V160H126ZM128 161H130V160H128ZM183 161V160H182ZM208 161V160H207ZM5 162V161H4ZM102 162H104V164H105V161H102ZM119 162H120V160H119ZM118 162V163H119ZM186 162V161H185ZM112 163V162H111ZM110 163V164H111ZM117 163V162H116ZM117 163V164H118ZM207 163V162H206ZM120 164V163H119ZM125 164V163H124ZM156 164V163H155ZM154 164V165H155ZM180 164H182V163H180ZM183 164H185L184 162H183ZM103 165V164H102ZM107 165V164H106ZM113 165H114V163H113ZM112 166V165H111ZM159 166V165H158ZM38 167V166H37ZM54 168H55V165L53 166ZM78 167V166H77ZM109 167V166H108ZM116 167V166H115ZM111 168V167H110ZM127 168V167H126ZM205 168H207V167H205ZM128 169V168H127ZM253 169H255V168H253ZM39 172V171H38ZM126 172H128V171H126ZM160 173H161V171H159ZM166 172V171H165ZM164 173V172H163ZM167 173V172H166ZM44 175L42 176V177H44ZM54 175V174H53ZM52 175V176H53ZM131 175H132V173H131ZM249 175V174H248ZM39 177H40V175H39ZM42 177H40V179L42 178ZM45 177H46V175H45ZM49 177H50V175H49ZM115 177V176H114ZM129 177V176H128ZM169 177H170V175H169ZM47 178L48 177H46V179H45V181H41V182H39L40 184H42L43 186L45 185L46 186V188H48L49 187V185L48 184H50L49 183V181H50V179H49V181H48V183H47ZM159 178V177H158ZM161 178V177H160ZM172 177H170L169 178V180L171 179ZM209 178V177H208ZM211 178V177H210ZM54 179V178H53ZM164 179V178H163ZM206 179V178H205ZM261 179H262V177H261ZM127 180H129V178L127 179ZM213 180V179H212ZM12 181V180H11ZM214 181V180H213ZM220 181V180H219ZM34 182V181H33ZM130 182V181H129ZM167 182V181H166ZM170 182H173V180L172 181H170ZM224 182V181H223ZM259 182V181H258ZM54 183V182H53ZM214 183V182H213ZM216 183V182H215ZM220 183V182H219ZM33 184V183H32ZM35 185H36V183H34ZM153 184V183H152ZM155 184V183H154ZM153 184V185H154ZM168 184H170L169 182H168ZM181 184L183 185V183H182V181H181ZM222 184V183H221ZM35 185H33L32 187L34 188V190H35V188H36V190L37 191H39V192H41V190H42V188L39 186V188H38V186L36 187ZM48 185V186H47ZM156 185V184H155ZM35 186V187H34ZM51 186V185H50ZM123 186V185H122ZM160 186V185H159ZM167 186V185H166ZM178 187H179V185H177ZM196 186V185H195ZM29 187V186H28ZM196 188H198V187H196ZM241 188V187H240ZM25 189V188H24ZM40 189V190H39ZM160 189V188H159ZM168 189V188H167ZM209 189V188H208ZM31 190V189H30ZM48 190H49V188H48ZM158 190V189H157ZM200 190V189H199ZM264 190V189H263ZM44 191H46V190H44ZM55 191V190H54ZM208 191H210V190H208ZM48 192V191H47ZM46 192V193H47ZM49 192H50V190H49ZM158 192V191H157ZM161 192V191H160ZM164 192V191H163ZM167 192V191H166ZM170 192V191H169ZM173 192V191H172ZM198 192V191H197ZM44 193L45 192H43V196H44ZM40 194V193H39ZM49 194V193H48ZM48 194H46L45 195V210H43V211H45L46 213H48V215H50L51 217H52V213L50 212V211H52L53 209H54V201H53V198H50V197H52V195L50 196V194L48 195ZM55 194V193H54ZM161 194V193H160ZM159 194V195H160ZM154 195V194H153ZM54 196V195H53ZM41 197V196H40ZM39 197V198H40ZM175 197V196H174ZM202 197H204L203 195H202ZM55 198V197H54ZM43 199H44V197H43ZM206 199V198H205ZM57 200V199H56ZM211 200V199H210ZM42 201V200H41ZM58 201V200H57ZM157 201V200H156ZM218 201V200H217ZM40 202V201H39ZM42 203H43V201H42ZM160 203V202H159ZM206 203V202H205ZM238 203V202H237ZM236 203V204H237ZM59 206V205H58ZM261 206V205H260ZM163 207V206H162ZM146 208V207H145ZM234 208V207H233ZM241 209V208H240ZM258 209V208H257ZM59 210V209H58ZM177 210V209H176ZM230 210V209H229ZM233 210V209H232ZM45 212H42L41 213V215L43 214V213H45ZM192 212V211H191ZM198 212V211H197ZM261 212V211H260ZM18 213V212H17ZM51 213V214H50ZM188 213V212H187ZM234 213V212H233ZM231 214V216H232V220L234 221V223L232 222V220H231V223H232V226H233V224H235V222H237V219L236 218H239V217H237V216H234V215H236L235 213H237V212H235L234 214ZM21 214V213H20ZM251 214V213H250ZM257 214V213H256ZM12 215L13 216H10V215H8V216H10L11 217V219H12V217H13V219H14V216H16V217H18V214L17 215H14V213H12ZM41 215H39V216H41ZM129 216H130V214H129ZM10 217H9V219H10ZM15 217V218H16ZM7 218V217H6ZM36 218H39L38 216L36 217ZM199 218V217H198ZM229 218H230V216H229ZM9 219H7V220H9ZM18 219V218H17ZM34 219V218H33ZM55 219V218H54ZM60 219V218H59ZM195 219V218H194ZM37 220H39V219H37ZM10 221V223H12L11 222V220H9ZM36 221V220H35ZM227 222V221H226ZM25 223V222H24ZM38 223H39V227L42 229V230H45V231H47V234H46V236H48V235H50V236H48L47 237V239L49 238V237H51V239H50V243L53 241V242H56V240L55 239H52V238H54L53 237V222L52 221H50V222H47V221H44V220H42L41 222H39L38 221ZM55 223L56 224H58L56 221H55ZM221 223V222H220ZM228 223V222H227ZM230 223V224H231ZM13 224V223H12ZM21 224V223H20ZM223 224H225V223H223ZM16 225V224H15ZM18 225V224H17ZM130 225V224H129ZM236 225H237V223H236ZM235 225V226H236ZM242 224H240V225H238V226H241ZM6 226V225H5ZM21 227H22V225H20ZM231 226V227H232ZM17 228H19V226L18 227H16V226H8L7 228H3L2 226H0V233H1V235H3V234H6L5 233V231H9L10 232V234H11V232H13L14 233V231L17 229ZM26 228V227H25ZM54 228H55V224H54ZM237 228H239V227H237L236 226V229ZM23 229V228H22ZM37 229H39V228H37ZM56 231V230H55ZM40 232V231H39ZM16 233V232H15ZM25 233H27V232H25ZM49 233V234H48ZM207 233V232H206ZM18 234H19V232H18ZM41 235V234H40ZM44 235V234H43ZM39 236V235H38ZM12 237V236H11ZM1 238V237H0ZM35 238V237H34ZM47 239H45V240H47ZM114 239V238H113ZM60 240V239H59ZM158 240V239H157ZM1 241V240H0ZM58 241V240H57ZM46 242V241H45ZM47 242H49L48 240H47ZM60 242H62V245L64 244L63 243V241H60ZM201 242V241H200ZM19 243V242H18ZM50 243H48L49 244V247L51 246H54L53 245V243L52 244H50ZM11 244V243H10ZM56 244V243H55ZM3 245V244H2ZM20 245H21V243H20ZM231 245V244H230ZM261 245V244H260ZM4 246V245H3ZM19 245L18 244H16L14 247H16L15 249H17V247H18ZM23 246V245H22ZM64 246V245H63ZM212 246V245H211ZM233 246V245H232ZM231 246V251H234V249H232L233 247ZM5 247V246H4ZM4 247H3V249H4ZM7 247V246H6ZM197 247V246H196ZM235 247H239V246H235ZM8 248V247H7ZM23 248V247H22ZM70 248H72V250H73V247H70ZM54 249H55V246H54ZM7 250V249H6ZM19 250V249H18ZM20 250H21V247H20ZM58 250V249H57ZM64 250V249H63ZM75 250V249H74ZM1 251V250H0ZM8 251V250H7ZM52 251V250H51ZM222 250H220L219 252V255H221L223 252H221ZM243 251H245V249H243ZM4 252H5V250H4ZM16 252V251H15ZM53 252V251H52ZM55 252V251H54ZM53 252V253H54ZM58 252V251H57ZM64 252V251H63ZM211 252L215 255V254H217L218 253V250H214V249H212L211 250ZM52 253V254H53ZM3 254V253H2ZM9 254V253H8ZM16 254H17V252H16ZM16 254H14V255H16ZM18 254H20V253H18ZM87 254V253H86ZM245 254V253H244ZM21 255V254H20ZM49 255V254H48ZM60 255V254H59ZM13 256V255H12ZM65 256H66V254H65ZM215 256H217V255H215ZM15 257V256H14ZM16 257H18V255L16 256ZM221 257H222V255H221ZM53 258V257H52ZM89 258V257H88ZM4 259L6 260V258L4 257ZM19 259V258H18ZM49 259V258H48ZM56 259V258H55ZM54 259V260H55ZM66 259V258H65ZM90 259V258H89ZM53 260V259H52ZM91 260V259H90ZM66 261H67V259H66ZM1 262V261H0ZM50 262V261H49ZM56 262V261H55ZM221 262H222V260H219L218 259V261H215V262H213L212 264H221ZM2 263V262H1ZM0 263V264H1ZM54 263V262H53ZM52 263V264H53ZM60 263V262H59ZM205 263V262H204ZM223 263V262H222ZM237 263V262H236ZM241 263V262H240ZM3 264V263H2ZM61 264H64V261L63 260H61ZM67 264V263H66ZM129 264V263H128ZM263 264V263H262Z\"/></svg>",
  "mask_w": 264,
  "mask_h": 264
}]
</instances>
